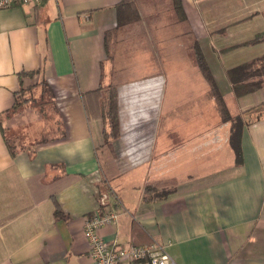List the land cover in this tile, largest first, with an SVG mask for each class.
Segmentation results:
<instances>
[{
    "label": "crops",
    "instance_id": "0c3cea01",
    "mask_svg": "<svg viewBox=\"0 0 264 264\" xmlns=\"http://www.w3.org/2000/svg\"><path fill=\"white\" fill-rule=\"evenodd\" d=\"M120 2L44 0L0 9V114L14 106L21 91L45 79L64 126V134L16 157L0 129V264H94L84 227L89 216L102 211L117 213L100 230L107 241L157 242L171 255L170 264H264V116H245L238 164L229 141L231 122L222 121L210 91L214 119L209 105L195 98L166 101L163 69L136 80L118 74L120 96L146 92L137 115L147 114L153 129L140 138L125 132L121 141L130 148H122L120 163H114L102 162L103 122L88 111L96 103L88 94L116 75L113 69L107 74L108 54L145 52L132 48L140 37L161 44L157 55H168L170 43L181 48L197 40L208 60L215 54L228 58L224 72L236 69V83L264 82V40L245 44L264 34V0H182L183 25L163 16L146 35L108 40L118 28ZM227 48L232 49L223 52ZM232 86L230 81L227 91L219 86L224 99L234 95ZM234 97L240 107L233 114L260 105L264 83L255 93ZM165 109L172 113L169 125L179 122L178 145L169 146L168 136L159 143ZM120 112L127 130L132 118L126 119L122 106ZM226 124L225 142L212 134L209 144L207 135ZM138 139L144 141L139 151L144 158L128 163L125 156L142 149L133 148ZM198 144L203 147L194 148ZM159 180L175 181L174 192L146 199V185Z\"/></svg>",
    "mask_w": 264,
    "mask_h": 264
},
{
    "label": "trees",
    "instance_id": "16d2710c",
    "mask_svg": "<svg viewBox=\"0 0 264 264\" xmlns=\"http://www.w3.org/2000/svg\"><path fill=\"white\" fill-rule=\"evenodd\" d=\"M117 12L118 28L113 33L108 34V40L112 37L111 35L118 34H123V38L130 36L139 37L142 33L146 35L147 27L151 26L153 21L160 20L163 16L178 21L181 25L186 20L182 0H121L117 6ZM136 28L139 29L136 30ZM141 29L143 32H141ZM187 33L189 34L190 30ZM123 38L118 37L119 41H122ZM262 40H264V34L259 33L254 39L245 44L253 45ZM135 41L139 44H132L133 49L137 45L139 50H151L154 52L153 56L155 57L158 56L156 54L157 51L162 49L161 44H153L146 37H140L139 40ZM124 47H126L127 51L132 49L129 45ZM188 47L191 49L190 54L195 66L200 70L210 86L209 97H214L217 101L222 121L231 122L230 146L235 152L236 163L240 164L242 159L241 137L243 128L246 125L243 114L247 112L250 116L254 107L243 113H231L200 42L194 40L188 44ZM229 49L232 48L224 49L223 52ZM237 73L234 68L227 70L228 78L233 84L232 89L236 97L255 93L263 87L264 82L262 80L236 83ZM115 80L112 78L111 83L107 86H100L88 94V96L96 97V103L91 102L90 105L93 106L91 108L88 107V111L102 120L103 135L106 139H116L120 132L118 87L121 84ZM35 92L39 94L37 95ZM27 93L29 96H27ZM49 123V128L45 129ZM0 129L12 157H16L22 151H29L32 154L38 145L50 142L54 137L64 134L63 120L56 105L55 93L47 80L42 79L31 88H27V91L20 92L14 106L0 114ZM175 187L176 182L169 180L148 183L145 188V198L150 200L164 198L174 192ZM62 215L61 209L57 208L56 216L61 217Z\"/></svg>",
    "mask_w": 264,
    "mask_h": 264
},
{
    "label": "rangeland",
    "instance_id": "374dc122",
    "mask_svg": "<svg viewBox=\"0 0 264 264\" xmlns=\"http://www.w3.org/2000/svg\"><path fill=\"white\" fill-rule=\"evenodd\" d=\"M116 36L117 37L115 38L117 40L118 37L123 36V34L121 35L118 34ZM184 46L179 48V45L176 46L175 43H170L167 46L168 55L162 54V55H158L157 57L153 55H148L147 54L148 52L146 50H144L145 52H141L139 55L137 54L134 55L132 53L130 54V52L129 53L124 52L125 54L124 53L122 54L110 53L108 54L110 61L107 64V68H106V70L108 71L107 74L109 76V71L113 69L116 74L114 75L115 76L114 80L118 77L117 76L118 74L122 75V77L125 79L135 78L133 80H136V79H143L142 78L143 76L147 77L146 74L154 73L155 71L163 69L165 76L168 80L167 90H166V101L169 100V102L173 101L176 103V101H190L195 98L196 101L203 102L209 105L207 106V108H210L213 110V119H214V110L216 106L211 105L210 100L207 99L206 97V93L210 91L209 89L210 86L207 83V81L204 79L200 70L195 66L192 60V56L189 52L191 49H189L188 45L187 47H184ZM120 48L123 49L122 47ZM111 50L112 48H110V51ZM208 61L211 65L213 74L215 76V79L218 82V85L221 87L222 90L227 91L229 87V80H228V76L225 75L224 69L226 67H229L228 58L224 55L218 56L215 54V55L210 56ZM38 94L39 93H37V95ZM27 96H29L28 93H27ZM118 96H119L118 97V102H119L118 109H119V131L120 132H119L118 138L116 139H113V138L106 139L103 135L102 145H101L102 149L100 153L102 162H107L108 160H111V162L120 163L119 162L120 159H118V155H119L118 153L121 151L122 148H124L125 151H127L130 148L129 144L126 141L124 142L121 141V137L125 135V132L135 133L140 138L141 135L150 133L149 129L151 130L153 129L152 128L153 121L151 123L149 120H147V114H146V117L137 115L139 113L140 108L142 107L141 105L137 103L139 101H142L143 98H145L146 92L141 91L138 94H135L133 92H128L125 97H122L120 96V93L118 91ZM225 98H226L225 102L231 113L235 110V107L237 108L240 107L238 100L234 97L233 94L227 95V97ZM251 98H254V97L252 96ZM123 99H124V105L122 104ZM146 104H149V103L146 102ZM121 106L124 110L126 119L132 118L131 119L132 122L130 123V125H128V129H127L128 131L126 130V127L122 129V124H121L122 118H121V112H120ZM169 110L170 109H165L163 112V116L161 117L162 123L160 127V132H159V136H160L159 143L165 140L163 136L164 137L168 136L170 138L168 145L174 146V145H178L182 141L180 138L181 136L180 134L182 132H179L181 130L176 128V126L179 125V122L171 121L169 125V119L171 118L170 116L172 115V113L169 112ZM243 116L244 118L245 116L249 118V116L247 115V112H245ZM260 116H264V103L257 105V107L254 106V109L251 111L250 118H252L253 120ZM154 122H156L157 124V120H154ZM49 125L50 123L45 129L49 128ZM227 127H228V124L224 125L217 132L211 133V135H207V137H210V136L212 137V134H213L215 139H217L218 137L221 143H224L226 140L227 134H228ZM211 137L209 139L210 141H208L209 144L212 143ZM143 142L144 141L141 139L135 140L133 142V146H134L133 148L140 149L144 147ZM205 145L207 144L204 143V146ZM198 147L200 148L203 146L202 144H200V146L198 144L197 147L195 146L194 148L197 149ZM143 150L144 148L138 150L137 152L139 151L142 152ZM163 150L164 148L159 147L158 152L160 153ZM137 152L131 155L125 156L128 163L132 162V164H135L143 160L144 157L139 156L141 152L139 153ZM152 161L150 160V162ZM152 165H153V162L150 168H152ZM146 166L147 164L144 167L142 166L141 171L144 172V169Z\"/></svg>",
    "mask_w": 264,
    "mask_h": 264
},
{
    "label": "built area",
    "instance_id": "2783aa9c",
    "mask_svg": "<svg viewBox=\"0 0 264 264\" xmlns=\"http://www.w3.org/2000/svg\"><path fill=\"white\" fill-rule=\"evenodd\" d=\"M43 0H0V9L17 4L40 5ZM117 219L115 211L96 212L85 221L84 235L91 246L94 264H170L173 262L165 246L157 242L148 244H121L109 242L102 236L103 226Z\"/></svg>",
    "mask_w": 264,
    "mask_h": 264
}]
</instances>
